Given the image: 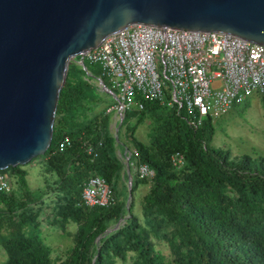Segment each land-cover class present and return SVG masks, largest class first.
Masks as SVG:
<instances>
[{
    "label": "trees",
    "instance_id": "16d2710c",
    "mask_svg": "<svg viewBox=\"0 0 264 264\" xmlns=\"http://www.w3.org/2000/svg\"><path fill=\"white\" fill-rule=\"evenodd\" d=\"M84 65L92 75L99 71V65ZM86 71L75 59L69 64L51 145L38 156L49 189L31 190L23 165L0 170L5 179L13 172L20 188L8 183L0 190V264H264V155H232L212 143L216 120L191 128L183 111L145 102L140 112L125 113L120 127L149 119L148 143L128 138L136 151L131 158L152 175L132 169L129 175L122 160L129 147L120 130L111 131V114L94 112L105 101ZM65 135L71 144L53 153ZM176 152L182 159L174 164ZM92 177L110 185L112 205L83 204L82 189ZM143 186L137 206L134 194ZM48 192L55 199L52 221L63 228L76 224L72 246L56 257L38 220L37 204Z\"/></svg>",
    "mask_w": 264,
    "mask_h": 264
},
{
    "label": "water",
    "instance_id": "95a60500",
    "mask_svg": "<svg viewBox=\"0 0 264 264\" xmlns=\"http://www.w3.org/2000/svg\"><path fill=\"white\" fill-rule=\"evenodd\" d=\"M135 23L264 45V0H0V170L44 155L72 59Z\"/></svg>",
    "mask_w": 264,
    "mask_h": 264
},
{
    "label": "built area",
    "instance_id": "2783aa9c",
    "mask_svg": "<svg viewBox=\"0 0 264 264\" xmlns=\"http://www.w3.org/2000/svg\"><path fill=\"white\" fill-rule=\"evenodd\" d=\"M73 59L85 71V62L99 65L96 75L86 71L85 78L100 95L110 98L104 113L111 114L113 127L125 113L140 112L145 102L175 107L184 112L191 128H198L207 118L224 116L244 95L258 94L264 99V45L231 34L135 23ZM70 144L65 135L53 153ZM86 149L91 153L93 146ZM132 156L135 150L123 157L127 167L140 177L151 176L152 170L136 164ZM171 158L174 164L180 163L182 155L176 152ZM8 187L0 175V190ZM81 197L89 207L114 202L110 185L101 177L90 178Z\"/></svg>",
    "mask_w": 264,
    "mask_h": 264
},
{
    "label": "rangeland",
    "instance_id": "374dc122",
    "mask_svg": "<svg viewBox=\"0 0 264 264\" xmlns=\"http://www.w3.org/2000/svg\"><path fill=\"white\" fill-rule=\"evenodd\" d=\"M106 104L111 102L107 95L102 96ZM105 104H98L94 108V112H104ZM136 123V119L128 121L125 125L118 128L120 130V137L122 141L126 142L129 150H134V144L128 135H133L136 141L143 143L149 142L150 121L144 118L142 121ZM112 124V125H111ZM110 129L115 134L116 130L113 127V121L110 122ZM212 143L221 148H229L232 155L248 154H263L264 155V99L258 94L244 95L238 103H236L231 110L224 116L217 119L216 130ZM42 157H36L22 167L27 170L26 180L28 187L31 190L38 188H46V179L42 169ZM6 178L8 183H11L13 190L19 192L20 188L17 182V177L13 172L7 171ZM129 186V183L127 182ZM146 186L139 187L134 196L137 206L140 203V197L144 194ZM55 203L53 193L48 192L44 198L43 204H37L40 222V228L43 229L42 236L45 238L44 242L51 247L50 254L53 256H61L73 244V234L76 229V224L70 222L66 227L53 222L54 215L50 209V205ZM140 212L139 207L137 208ZM162 252L169 256V250L163 243L159 244ZM4 255V249L0 245V261Z\"/></svg>",
    "mask_w": 264,
    "mask_h": 264
},
{
    "label": "clouds",
    "instance_id": "9594fccd",
    "mask_svg": "<svg viewBox=\"0 0 264 264\" xmlns=\"http://www.w3.org/2000/svg\"><path fill=\"white\" fill-rule=\"evenodd\" d=\"M72 60H73V59H72ZM104 108H105V107H104ZM111 120H112V118H111ZM112 121H113V120H112ZM216 121H217V120H216ZM111 125H112V124H111ZM120 125H121V123H117V125H115V130H116V128H117L115 134L118 132V128H120ZM110 127H111V126H110ZM128 150H129V149H128ZM128 150H127V151H128ZM126 154H127V152H126ZM126 154H125V155H126ZM125 155H123V157H124ZM122 160H123V158H122ZM132 160H133V159H132ZM123 162H124V160H123ZM124 165H125L126 170L128 171V169H129V172H130V169H131V168H128L125 162H124Z\"/></svg>",
    "mask_w": 264,
    "mask_h": 264
}]
</instances>
